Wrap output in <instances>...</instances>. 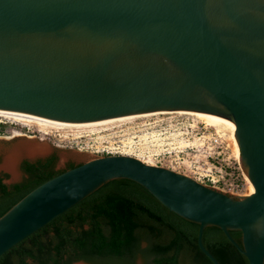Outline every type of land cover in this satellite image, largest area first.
<instances>
[{
	"label": "water",
	"instance_id": "1",
	"mask_svg": "<svg viewBox=\"0 0 264 264\" xmlns=\"http://www.w3.org/2000/svg\"><path fill=\"white\" fill-rule=\"evenodd\" d=\"M0 109L64 122L215 114L233 121L255 186L236 196L134 155L97 156L0 217V256L101 185L129 178L199 223V246L215 264L207 226L264 264V0H0ZM231 230L242 231V244Z\"/></svg>",
	"mask_w": 264,
	"mask_h": 264
},
{
	"label": "trees",
	"instance_id": "2",
	"mask_svg": "<svg viewBox=\"0 0 264 264\" xmlns=\"http://www.w3.org/2000/svg\"><path fill=\"white\" fill-rule=\"evenodd\" d=\"M59 155L24 158V176L0 175V217L46 180L78 164L58 167ZM200 224L172 211L142 184L115 178L34 231L0 256V264H215L198 243ZM242 244V231L231 230ZM220 264H250L218 226L204 230Z\"/></svg>",
	"mask_w": 264,
	"mask_h": 264
},
{
	"label": "rangeland",
	"instance_id": "3",
	"mask_svg": "<svg viewBox=\"0 0 264 264\" xmlns=\"http://www.w3.org/2000/svg\"><path fill=\"white\" fill-rule=\"evenodd\" d=\"M221 127L208 125L195 114L181 111L134 116L88 127H61L0 115V174L7 172L8 182L20 180L24 176L23 158L34 159L51 151L58 152V167L69 161L84 162L101 155L123 153L173 168L210 185L207 178L210 173L219 174L221 167L235 165L239 159L234 153L236 135ZM39 145L48 146L44 153H39L38 150H43ZM7 157L16 160L15 176L4 166Z\"/></svg>",
	"mask_w": 264,
	"mask_h": 264
},
{
	"label": "bare ground",
	"instance_id": "4",
	"mask_svg": "<svg viewBox=\"0 0 264 264\" xmlns=\"http://www.w3.org/2000/svg\"><path fill=\"white\" fill-rule=\"evenodd\" d=\"M166 111H169V110L124 115V116H119V117H115V118H109V119L97 120V121H91V122H64V121H57V120L41 117V116H38V115H35V114L19 112V111H11V110H1V109H0V115L8 117V118H13L15 120L35 121V122H39V123H42V124L56 125V126H61V127H73V126H76V127H88V126H93V125L105 124V123H109V122H113V121H118V120L130 118V117H134V116H144V115H149V114H152V113H158V112L160 113V112H166ZM181 112L193 113L198 118H200L201 120L206 122L208 125H214V126H218V127L223 126L224 128L225 127L228 128L233 134H235L234 123H233V121H231V120H229L227 118H224V117H221V116H218V115H215V114L207 113V112L184 111V110H181ZM43 132L45 134L48 133V129H44ZM233 142H234V153L238 157V155L240 153V147H239V143H238L236 137H235ZM41 148H43V150H44L43 146ZM34 149H38V148H34ZM38 151L41 152V150H38ZM15 163H16V160L14 158H12V157L8 158V160L5 163L6 168L7 169L10 168L12 170L13 176L16 175V164ZM148 163L153 164L152 162H148ZM248 179L250 181V190H249V194L248 195H250V194L255 192V186H254L253 182L251 181V179L249 177H248Z\"/></svg>",
	"mask_w": 264,
	"mask_h": 264
},
{
	"label": "built area",
	"instance_id": "5",
	"mask_svg": "<svg viewBox=\"0 0 264 264\" xmlns=\"http://www.w3.org/2000/svg\"><path fill=\"white\" fill-rule=\"evenodd\" d=\"M107 152L109 153L111 150H107ZM237 164L221 167L219 169V174L214 175L210 173L207 177L211 182L210 186L231 195H248L250 190V181L244 172L239 159H237Z\"/></svg>",
	"mask_w": 264,
	"mask_h": 264
},
{
	"label": "flooded vegetation",
	"instance_id": "6",
	"mask_svg": "<svg viewBox=\"0 0 264 264\" xmlns=\"http://www.w3.org/2000/svg\"><path fill=\"white\" fill-rule=\"evenodd\" d=\"M57 145H61L60 143H58ZM74 162V161H73ZM68 163V162H67ZM67 163H66V165L64 166V167H66L67 166ZM74 163H76V164H80V163H82V162H74ZM1 175V174H0Z\"/></svg>",
	"mask_w": 264,
	"mask_h": 264
}]
</instances>
